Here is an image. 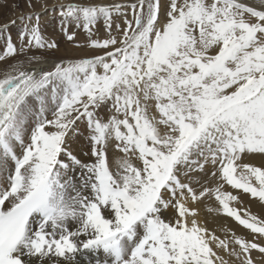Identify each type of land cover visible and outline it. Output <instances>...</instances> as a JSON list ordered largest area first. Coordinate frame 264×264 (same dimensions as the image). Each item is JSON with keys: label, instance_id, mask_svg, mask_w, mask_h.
<instances>
[{"label": "snow or ice", "instance_id": "snow-or-ice-1", "mask_svg": "<svg viewBox=\"0 0 264 264\" xmlns=\"http://www.w3.org/2000/svg\"><path fill=\"white\" fill-rule=\"evenodd\" d=\"M0 9L11 12L0 23V264H229L222 253L264 264V220L223 190L264 203V164L248 162L264 157V0ZM49 12L68 41L82 28L103 55L30 70L59 48ZM80 124L90 163L72 149ZM212 198L220 207L207 210L251 240L200 223L191 205Z\"/></svg>", "mask_w": 264, "mask_h": 264}, {"label": "bare ground", "instance_id": "bare-ground-1", "mask_svg": "<svg viewBox=\"0 0 264 264\" xmlns=\"http://www.w3.org/2000/svg\"><path fill=\"white\" fill-rule=\"evenodd\" d=\"M58 2H59V0H42V3H47V4H55ZM98 2L109 3V1H98ZM38 10H39V8H38ZM2 15H11V12L7 9H1L0 10V16H2ZM52 27L53 28H51L49 26L45 27V25H44L45 34L50 39L54 40L59 46L63 45L65 40H66V36L60 30V26H59V23L57 20H55ZM69 31L75 32V36H77V31H78L77 28L71 27L69 29ZM49 53L52 54V57H53L52 59H48L49 57L47 56V62L46 63H40V64L33 63L31 66H29L30 70L31 69H37V70L38 69H44L47 71H51V70H53V64L54 63H59V62L63 61L60 57V50L49 51L47 54L49 55ZM80 139H82V135L73 140V143H72L73 152L82 161L90 163L94 160V158L91 157V155H90V147L88 148L89 151H86V153H89V155H80L81 150H83L79 144ZM86 140L88 141V137L86 138ZM109 151H113V149L110 148ZM248 162H251L255 165L264 164V160L259 158V157H254L252 159H249ZM212 186L213 187L215 186V182L212 183ZM223 190L224 191H230L233 193V195H237L239 201L243 204V206L245 208L247 207L252 214L259 215V214L263 213V215H264L263 203H261L258 199L251 198V197L249 198L248 194H244V193L240 192V190L239 191L234 190L230 186H227V185L224 186ZM205 205L210 206L213 209L220 207V205L218 204L217 201H215L214 198L205 200L203 203L196 205V207L199 209L198 220L200 221V223L202 225L207 224L209 229L211 227H213L214 229L216 228L217 231L229 230L230 232L235 233V235L243 233V231H242L243 228L240 227L236 222H234L231 219H228V218L221 216L219 213H217L215 211L209 212ZM217 233H218V236L224 237V236H222V234L220 232H217ZM227 259L229 261V264H239V261H237L234 257L232 258V257L228 256Z\"/></svg>", "mask_w": 264, "mask_h": 264}, {"label": "rangeland", "instance_id": "rangeland-1", "mask_svg": "<svg viewBox=\"0 0 264 264\" xmlns=\"http://www.w3.org/2000/svg\"><path fill=\"white\" fill-rule=\"evenodd\" d=\"M98 1H109V3H114V2H134V0H96V2H98ZM164 2L166 3V0H164ZM48 5L51 6L52 4H48ZM0 17H1L0 18V23H3L4 21H6L10 17V15H2ZM57 17H58V13H52V12H49L47 15L43 16L42 20L44 21L45 27L49 26V27L53 28L52 26H53L55 20H57L56 19ZM129 18H131V14H129ZM11 31H12V34H13V38L15 39L16 36H17L16 28H13ZM94 31H95V34H96L94 38H99V39L102 40V39L107 37V33L104 30V26H103V22L102 21L98 22V24L96 25ZM88 43H89V41H88L87 34L83 31L82 28L78 29L77 36H75L74 41H68L67 38H66L64 44L59 46L58 50H60L61 59L64 62H67L68 60L85 59V58H92V57H94L96 55H103V50L93 49V48L88 46ZM77 45H79V46H77ZM41 52H43V50H41ZM47 53H45V55L49 57L48 59H52L53 58L52 54L49 53V55H48ZM104 114L105 115L107 114L106 110H104ZM49 118H51L50 115H49ZM79 127H80V130H81V133H82V139H80L79 144H80V146L83 149V150H81L80 155H85L86 151H89L88 148L90 147L89 142L86 140V138H87V129H86L84 124H80ZM114 155H118V153L117 152H113V151H109V158L110 159H112ZM254 157H259V158L264 160V157L259 156V155L253 156V157H251L249 159H252ZM257 166H260V165H257ZM206 167L210 169L211 166L208 165ZM193 175H198V174L197 173H193ZM237 191H239V190H237ZM240 192H242V191L240 190ZM248 196L250 198L249 194H248ZM191 206L196 207V205H191ZM231 206L241 209V214L242 215H243V211L244 210H247L249 213H251L249 211V209L247 207L245 208L241 202L237 203V202L233 201V202H231ZM263 206H264V203H263ZM222 213L219 212V214L221 216H223L225 218H228V219H231L234 222H236L234 220V218L228 217L227 215L222 214ZM256 216H258L260 219L264 220L263 213L259 214V215H256ZM236 223L238 224V222H236ZM203 225L209 229L207 224H203ZM239 226L243 228V229L241 228L243 233L242 234H237L236 233L237 236H242V237H244V238H246L248 240H251L253 238V234L250 233V230L245 229L241 225H239ZM215 229L213 227H211L209 230L214 232L217 236H218L217 232H220L222 234V236H224V237H220L219 236L221 239L225 238V237H228L229 239H231L233 232H230L229 230L222 231V230H219V229H218L219 231H217V229L216 230ZM230 247H237V246L232 244V245H230ZM222 255L224 256L225 260H228L227 259V257H228L227 253H222ZM252 255H253L254 259H258L260 257V254L258 252H255V251L253 252Z\"/></svg>", "mask_w": 264, "mask_h": 264}]
</instances>
